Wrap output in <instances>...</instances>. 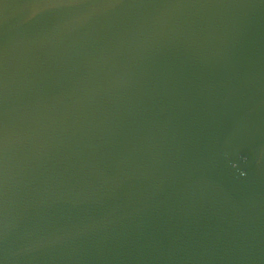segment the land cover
<instances>
[{
  "label": "water",
  "instance_id": "obj_1",
  "mask_svg": "<svg viewBox=\"0 0 264 264\" xmlns=\"http://www.w3.org/2000/svg\"><path fill=\"white\" fill-rule=\"evenodd\" d=\"M0 264H264V0H0Z\"/></svg>",
  "mask_w": 264,
  "mask_h": 264
}]
</instances>
